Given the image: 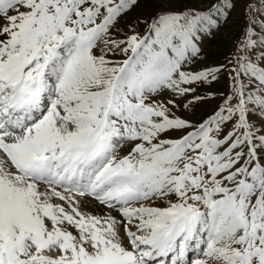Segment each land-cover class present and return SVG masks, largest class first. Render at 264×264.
I'll list each match as a JSON object with an SVG mask.
<instances>
[{"label":"snow or ice","instance_id":"snow-or-ice-1","mask_svg":"<svg viewBox=\"0 0 264 264\" xmlns=\"http://www.w3.org/2000/svg\"><path fill=\"white\" fill-rule=\"evenodd\" d=\"M0 264H264V0H0Z\"/></svg>","mask_w":264,"mask_h":264}]
</instances>
